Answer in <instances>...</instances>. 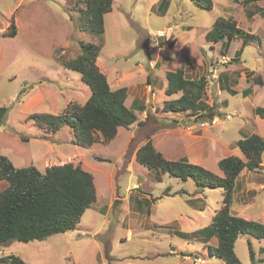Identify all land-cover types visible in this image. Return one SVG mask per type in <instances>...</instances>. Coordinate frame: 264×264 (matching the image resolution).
<instances>
[{
	"label": "rangeland",
	"instance_id": "obj_1",
	"mask_svg": "<svg viewBox=\"0 0 264 264\" xmlns=\"http://www.w3.org/2000/svg\"><path fill=\"white\" fill-rule=\"evenodd\" d=\"M159 1L113 0L97 37L82 28V1L0 0V106L9 107L0 123V154L16 167L80 164L92 173L96 190V201L74 229L42 240L9 241L0 245V255L15 254L25 264H226L207 253L208 242L196 232L210 224L220 190L149 169L136 161L135 152L150 137L166 158L186 157L217 174L222 156L244 159L238 138L264 135V116L254 112L256 106L264 109V15L259 12L264 0H212L211 10L193 0H166L164 14ZM217 16L232 17L242 37L228 46L222 45L225 39L206 40ZM12 22L16 33L9 35ZM82 40L100 44V71L112 88L127 87L125 105L137 115L108 143L90 147L74 144L67 125L50 132L31 117L59 114L68 102L82 103L90 95L79 73L58 60L75 58ZM179 61L183 68L185 61L197 66V73L186 70L187 77H206L205 99L216 119L197 116L190 124L187 119L195 114L162 110L164 73ZM147 75L154 90L144 87ZM248 86L252 94L243 95ZM249 171L238 176L231 211L264 222V169ZM6 185L0 179V190ZM248 243L255 263L264 264V237L250 233L235 242L241 263L252 264Z\"/></svg>",
	"mask_w": 264,
	"mask_h": 264
},
{
	"label": "trees",
	"instance_id": "obj_2",
	"mask_svg": "<svg viewBox=\"0 0 264 264\" xmlns=\"http://www.w3.org/2000/svg\"><path fill=\"white\" fill-rule=\"evenodd\" d=\"M84 3L80 13L82 28L99 37L104 31V16L112 10L113 0H77ZM207 10L213 6L212 0H193ZM256 0H244L247 4ZM162 14L166 12L167 1H159ZM264 15V9L259 10ZM11 27V28H10ZM9 35H14V22L10 24ZM241 29L232 17L217 16L206 31L208 41H223L229 45L234 37H242ZM240 33V34H239ZM250 40L251 34H246ZM174 42H170L172 46ZM81 52L72 59L58 58L65 68L79 73L81 79L90 88V95L82 102H68L59 114L42 112L31 117L46 130L56 132L63 125L72 129L74 144L90 147L102 140L108 143L117 134L118 128L129 127L137 120L134 111L125 105L127 87L112 88L96 60L100 44L82 40ZM242 46L235 52L240 56ZM239 53V54H238ZM253 75L250 74L248 78ZM164 94L169 97L162 100V110L194 115L187 119L196 121L197 116L211 119L213 104L205 99L207 79L205 76L189 78L183 66L166 71ZM251 86L242 89V94L251 92ZM172 96V97H171ZM140 105V104H138ZM8 106H0V123L8 112ZM136 108V107H135ZM209 112V113H206ZM254 112L264 116V109L256 106ZM187 114V115H188ZM236 146L243 155H224L217 161L221 174L196 163L186 157L166 158L147 137L136 150L135 159L141 165L168 173L183 181L190 179L197 187L218 188L220 200L211 216V222L196 232L203 235L207 253L218 257L226 264H242L235 252V242L240 234L250 233L257 238L264 237V222L247 219L232 213L236 179L243 169L256 170L263 167L264 135L251 133L238 138ZM0 179L7 185L0 190V245L12 240L28 242L42 240L49 235L74 229L82 214L96 201L93 175L80 164L65 162L46 166L43 170L33 166L16 167L12 161L0 154ZM199 188V189H200ZM252 264H256L254 251L248 243ZM0 264H25L15 254L0 255Z\"/></svg>",
	"mask_w": 264,
	"mask_h": 264
},
{
	"label": "crops",
	"instance_id": "obj_3",
	"mask_svg": "<svg viewBox=\"0 0 264 264\" xmlns=\"http://www.w3.org/2000/svg\"><path fill=\"white\" fill-rule=\"evenodd\" d=\"M155 1V0H154ZM153 7V6H152ZM175 42H178V38L175 40ZM174 42V43H175ZM181 65H183V62H180L179 61V65L177 66V67H179V66H181ZM152 67H158V66H155V65H151ZM195 68L197 67L196 65L194 66ZM195 68H193V65L192 64H190V65H187L186 64V61L184 62V69H185V74H186V70L188 71V72H194V73H197V70L195 69ZM167 71V70H166ZM166 71H165V73H166ZM165 73H164V76H165ZM153 81H152V79L149 77V75H147L146 76V84H145V86L144 87H151V90L153 89V87H152V84H155V83H152ZM158 84H161V81H159V83ZM165 86H166V83H165V85H162L161 87H160V90H162V93L164 92V88H165ZM149 88H147V90H148ZM150 90V91H151ZM154 90V89H153ZM144 93H145V91H143ZM251 94H252V92H250ZM155 94V93H154ZM165 97H167L166 95H165ZM168 98V97H167ZM138 106H140V105H138ZM262 169H264V164H263V167H261ZM247 171V172H246ZM243 172L244 173H250V171L249 170H245V169H243ZM243 173V174H244ZM240 174V173H239ZM252 175V174H251ZM239 176V175H238ZM238 176H237V179H236V187L237 186H239V181H238V179H240V178H238ZM255 178H257V176H254ZM260 184H262L261 182H260ZM235 187V188H236ZM241 187H242V183H241ZM238 188V187H237ZM242 189H243V187H242ZM232 207V206H231ZM231 210H232V208H231ZM157 253H159L158 251L156 252V255H157Z\"/></svg>",
	"mask_w": 264,
	"mask_h": 264
},
{
	"label": "built area",
	"instance_id": "obj_4",
	"mask_svg": "<svg viewBox=\"0 0 264 264\" xmlns=\"http://www.w3.org/2000/svg\"><path fill=\"white\" fill-rule=\"evenodd\" d=\"M157 34L162 35V34H163V30H157ZM225 62H226V61H225ZM214 118H215V117H212L211 119H214ZM226 118H227V119L231 118V114H227V115H226ZM211 119H210V120H211ZM215 119H216V118H215ZM195 123H197V122H193V123H190V124H195ZM204 123H205V122L202 121V122L200 123V125L203 126V125H205ZM192 126H193V125H191V127H192Z\"/></svg>",
	"mask_w": 264,
	"mask_h": 264
},
{
	"label": "clouds",
	"instance_id": "obj_5",
	"mask_svg": "<svg viewBox=\"0 0 264 264\" xmlns=\"http://www.w3.org/2000/svg\"><path fill=\"white\" fill-rule=\"evenodd\" d=\"M158 36H162V35H164V34H162V35H159V34H157ZM222 63H224V62H222ZM226 63V62H225Z\"/></svg>",
	"mask_w": 264,
	"mask_h": 264
}]
</instances>
